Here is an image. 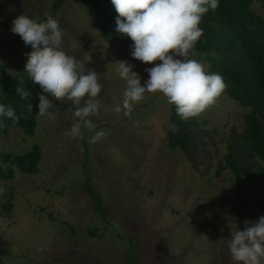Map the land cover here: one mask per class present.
Wrapping results in <instances>:
<instances>
[{
    "label": "rangeland",
    "instance_id": "374dc122",
    "mask_svg": "<svg viewBox=\"0 0 264 264\" xmlns=\"http://www.w3.org/2000/svg\"><path fill=\"white\" fill-rule=\"evenodd\" d=\"M61 1L0 0V65L24 79L26 54L33 50L2 23L24 14L37 22L55 19L64 35L61 51L97 73L101 108L90 117L93 127L82 125L73 139L66 133L83 104L50 97L55 117L38 115L33 136L18 126L0 136V167L14 173L0 175V264H128L130 255L139 264H234L232 231L264 216V184L243 175L262 166L246 139L250 109L227 95L225 83L215 103L179 130L171 122L175 105L161 92H146L131 116L115 112L126 88L119 62L132 65V50L102 36V22L89 16L85 0H64L55 13ZM251 9L264 19V0H253ZM190 58L209 72L206 55ZM159 63L138 60L133 71L142 85L147 69ZM100 130L106 136L89 143ZM174 132L188 139V154L170 149ZM34 145L42 149L34 174L1 161L2 153L25 155ZM229 158L241 177L229 169ZM87 176L103 199L105 217Z\"/></svg>",
    "mask_w": 264,
    "mask_h": 264
},
{
    "label": "clouds",
    "instance_id": "9594fccd",
    "mask_svg": "<svg viewBox=\"0 0 264 264\" xmlns=\"http://www.w3.org/2000/svg\"><path fill=\"white\" fill-rule=\"evenodd\" d=\"M111 2L118 13L116 31L126 34L134 42L132 57L145 63L162 61L147 69L149 79L144 85L132 65L119 62L118 73L126 82V88L122 102L113 109L115 112L123 110L125 115L131 116L132 105L141 101L146 92L164 94L184 120L215 103L226 84L219 74L208 73L203 62L190 58V53L195 56L196 43L203 35L200 27L203 15L210 9L216 10L219 0ZM11 31L21 37L25 46L30 45L33 49L26 54L25 72L44 93L40 97L39 117H55L56 105L50 97L67 99L83 106L76 108L74 116L78 122L66 134L75 139L81 135L82 125L92 128L90 117L99 115L98 97L103 86L95 71L86 72L81 62L61 51L64 35L60 24L55 19L37 22L24 14L12 21ZM16 93L21 98L29 95L23 87H17ZM3 118L17 119L15 110L0 104V127L4 126ZM105 136V131H97L89 143H97ZM228 250L234 264H264V216L256 222L246 221L244 230L232 231Z\"/></svg>",
    "mask_w": 264,
    "mask_h": 264
},
{
    "label": "trees",
    "instance_id": "16d2710c",
    "mask_svg": "<svg viewBox=\"0 0 264 264\" xmlns=\"http://www.w3.org/2000/svg\"><path fill=\"white\" fill-rule=\"evenodd\" d=\"M89 6V16L93 20H101V34L104 38L121 42L132 50L134 42L126 34L116 31L118 13L111 0H85ZM62 0L56 7L55 13L63 5ZM253 0H219L216 10H209L203 15L200 27L203 35L196 43L195 53L204 54L210 64L208 73L219 74L227 83V95L243 107L250 109L246 116V139L251 149L260 159L262 166L257 174L247 170L243 175L247 180L264 184V19L252 9ZM11 30L12 22L2 23ZM137 59L132 66L136 67ZM17 87H23L28 97L21 98L16 93ZM0 104L12 107L17 119L3 118V127H0V136L14 126L21 127L26 135L33 136L36 131L40 107V97L44 94L29 78L12 76L0 65ZM35 109L36 111H32ZM195 117V116H194ZM191 117V118H194ZM171 122L179 130L186 120L176 113V106L172 109ZM169 147L175 151L189 152V141L178 132L170 138ZM42 159V149L34 145L25 155L2 153L1 161L16 166L23 174H34ZM231 172L241 177L232 159H228ZM0 175L12 178L14 173L9 169ZM87 189L95 202L96 209L103 217L106 216L101 195L94 191L90 178L87 176ZM264 206V200H263ZM92 234V232H90ZM128 264H139L134 255L128 258Z\"/></svg>",
    "mask_w": 264,
    "mask_h": 264
}]
</instances>
